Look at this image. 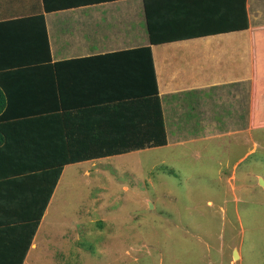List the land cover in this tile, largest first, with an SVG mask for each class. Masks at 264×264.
I'll use <instances>...</instances> for the list:
<instances>
[{
    "label": "crops",
    "instance_id": "obj_1",
    "mask_svg": "<svg viewBox=\"0 0 264 264\" xmlns=\"http://www.w3.org/2000/svg\"><path fill=\"white\" fill-rule=\"evenodd\" d=\"M63 2L68 3L64 8L46 10L41 5L49 52L13 57L38 62L24 65L31 69L22 74L24 79L11 80L6 115L11 124H26L1 137L0 264H34L51 238L45 225L51 224L48 219L64 175L82 165L98 169L97 161L115 157L66 165L50 197L53 178L24 158L49 150L50 142L62 139L63 129L64 141L86 138L87 122L68 120L67 129L59 116L129 100L149 103L157 88L167 144L155 149L217 141V147L227 151L245 150L240 162L258 150V135L264 131L252 126L253 120H264V0H247V30L154 45L144 0ZM38 29L33 37L45 46ZM5 38L0 35L2 59L10 58L4 53L15 52L19 44L11 43L16 37ZM148 47L151 55L141 51ZM52 126L58 127L56 136ZM83 176L91 174L85 171ZM52 224L60 232L57 221Z\"/></svg>",
    "mask_w": 264,
    "mask_h": 264
},
{
    "label": "rangeland",
    "instance_id": "obj_2",
    "mask_svg": "<svg viewBox=\"0 0 264 264\" xmlns=\"http://www.w3.org/2000/svg\"><path fill=\"white\" fill-rule=\"evenodd\" d=\"M259 134L258 150L240 162L245 150L213 141L73 167L34 264H264Z\"/></svg>",
    "mask_w": 264,
    "mask_h": 264
},
{
    "label": "trees",
    "instance_id": "obj_3",
    "mask_svg": "<svg viewBox=\"0 0 264 264\" xmlns=\"http://www.w3.org/2000/svg\"><path fill=\"white\" fill-rule=\"evenodd\" d=\"M42 2L46 10L64 8L68 5L63 0H0V35H7L6 40H10L9 37H16V39L11 38L13 40L11 43H19L13 47L15 52L9 49L7 53H4L10 58H0V143H3L5 139L2 138L14 132L12 130H15L17 126L25 127L26 124L25 121L11 124L9 116L6 115L10 105L11 80L19 76V79H24L22 74H25L26 69L31 70L24 65L32 63L35 65L38 62L35 59L13 57L32 54L36 51L42 52L44 49L49 52L44 16L41 13ZM144 6L149 37L153 45L249 29L247 0H144ZM185 20L190 23H179ZM38 26L41 27L45 36V46L40 39L36 41L37 38L33 37L39 32ZM37 42L40 44L38 45ZM24 43L29 45L26 46ZM141 51L151 55L150 47ZM33 67L38 69V66ZM153 82L156 84L155 75ZM155 91L154 98L148 100L149 103L129 100L114 106L88 108L81 113L74 112L59 116L65 124L67 122V129L70 125L68 120L87 122L86 138L81 141L77 139L64 141L66 132L63 129L60 135L62 142H50L49 150L37 153L31 158H24L34 169L47 171L46 173L53 178L50 197L66 165L124 155L167 144L165 122L157 88ZM89 121H91V128H89ZM252 126L264 127V120H253ZM36 127L34 133L38 134L41 129ZM52 129V133H56L54 135L56 136L58 127L52 126ZM89 131H91V139H89ZM26 150L28 152L30 146ZM37 226L38 224L35 229Z\"/></svg>",
    "mask_w": 264,
    "mask_h": 264
},
{
    "label": "water",
    "instance_id": "obj_4",
    "mask_svg": "<svg viewBox=\"0 0 264 264\" xmlns=\"http://www.w3.org/2000/svg\"><path fill=\"white\" fill-rule=\"evenodd\" d=\"M262 181V185L264 186V181L263 180H261ZM237 256H238V254H237V252L235 253V258H237Z\"/></svg>",
    "mask_w": 264,
    "mask_h": 264
},
{
    "label": "bare ground",
    "instance_id": "obj_5",
    "mask_svg": "<svg viewBox=\"0 0 264 264\" xmlns=\"http://www.w3.org/2000/svg\"><path fill=\"white\" fill-rule=\"evenodd\" d=\"M238 257V256H237Z\"/></svg>",
    "mask_w": 264,
    "mask_h": 264
}]
</instances>
